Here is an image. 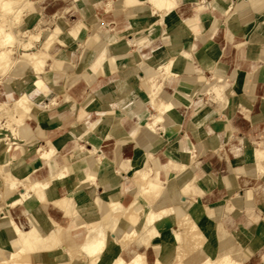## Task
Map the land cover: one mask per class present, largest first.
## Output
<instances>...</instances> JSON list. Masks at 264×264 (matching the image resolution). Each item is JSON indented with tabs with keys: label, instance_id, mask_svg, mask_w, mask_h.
Masks as SVG:
<instances>
[{
	"label": "crops",
	"instance_id": "1",
	"mask_svg": "<svg viewBox=\"0 0 264 264\" xmlns=\"http://www.w3.org/2000/svg\"><path fill=\"white\" fill-rule=\"evenodd\" d=\"M208 1L211 0L199 3L198 0H178L179 4L175 9L177 22L173 27L167 28L162 25L161 33L156 36L153 34L151 35L153 37H148L139 32L135 37V43L141 42L138 51L145 60L164 51H175L179 57L177 60L171 57L165 60V65L174 78L165 79L163 88L168 86L172 91L181 84V79L190 83L189 97L176 99L174 102V107L179 109L180 122L177 126L171 127L170 138L159 129L149 132L141 126L135 137H130L137 122L148 120V111L153 110V107L148 103H139L137 95L126 93L131 90L135 79H128L133 74L130 72L132 65L127 62L131 52L117 49L124 44L133 29L130 25L131 19L137 18V24L141 25L147 16L155 13L150 10L148 1L114 0L116 6L113 10L105 12L106 1L85 0L71 15L62 18L67 24L70 22L73 24L81 19L79 26L87 31L86 35L66 40L73 46H86L89 49L85 52L78 48L80 58L78 62L77 48L54 46L53 57L63 61L67 73L65 76L62 75L60 87L68 93L70 99L63 100L61 94L49 91L44 86L38 93L45 96L35 101L38 106H33L28 124L18 128L16 137L9 133L5 134L8 139L19 143V148L12 147L11 153L23 162L32 163L29 170L36 179L46 178L42 161L36 155L40 145L51 147L56 158L66 165L68 182L59 185L57 194L50 202L65 199L70 205L68 210L72 213L69 215L64 207L54 204L59 212L57 210L48 212L57 221L58 227H52L49 232L55 230L57 232V229L82 221L81 213L94 206L93 195L108 201L121 200L132 208L134 215H131L132 220L138 222L146 210L145 201L139 195V187L133 179V171L138 166L140 157H146L149 153L153 155L150 160L154 161L168 157L166 150L175 142L180 152L190 149L193 144L198 163L183 171L171 169L166 173L168 179H173L176 187L183 185L192 176H195L203 186L202 194L195 195L194 200L191 199L184 206V215L201 232L203 241L213 234L220 250L233 248L231 256L235 261L239 262L241 254L246 251L249 257L246 264H264V231L259 230L256 220L251 216L257 213V206L264 202V193L258 196L254 189L257 184L264 183V173L258 175L255 169L256 160L264 159V0L221 2L216 0L215 6H210ZM229 5L231 9L238 7L240 11L235 20L231 21V26L226 20L227 15L222 12V6ZM77 17L80 18L73 21ZM99 17L106 19L102 23L104 28L112 27L110 29L115 35V42L109 45L106 51L111 60L92 72L84 66L93 53L101 33L108 30L101 29L102 19ZM95 21L96 26L91 25ZM248 21H251L252 26L244 31ZM184 23L185 31L178 34L176 28L182 27ZM190 44L200 52L215 49L226 55L237 49L236 62L229 63L220 71L226 77L224 85L228 105L224 114L220 113V108L224 106V96L215 84L211 86L210 96L204 93L213 72L203 69L199 54L188 46ZM72 62L74 63L71 64ZM151 66L154 69L157 67L156 64ZM141 71L140 67L137 68L138 75ZM156 73L158 72L151 70L145 75V82L150 88H156L157 81L163 80L158 78L161 74ZM25 75L22 77L30 76ZM186 77L190 80L185 79ZM30 87L31 80L22 87L10 85L7 92L10 94L15 90L19 94ZM52 97L56 98L58 103L49 111V115L44 117L41 115L40 106ZM161 100L159 101L162 103L164 97ZM123 105L130 108L128 117L124 116ZM138 108L142 109L139 113L135 112ZM110 116L114 117L116 124L112 131L113 140L108 141L104 138L106 127L100 123L103 118ZM91 130L94 136L87 140ZM75 132L76 134H71ZM152 133L158 135L152 139ZM220 141L224 144L216 153L213 147L218 146ZM79 142L86 148H92L94 144L95 154L104 155L109 165L120 168V177L116 180H102L103 182H99L95 187L88 183L77 190L69 189V182L74 180L78 173L92 172L99 177L104 169L103 163L98 162L95 154L86 155L76 162L73 160ZM149 142L150 147L144 149L143 146ZM14 169V163L6 164L5 176L18 178ZM52 182L53 179L47 185H51ZM89 191H93L94 194L90 196ZM15 194L16 191L7 192L5 198ZM181 200L180 194L171 197L175 205L181 204ZM227 202L232 205V209L226 210L225 217L221 216L215 221L206 215L205 205L217 209ZM17 208L18 206H15L14 209ZM8 210L12 212L10 207ZM262 213L264 214V207ZM97 214L105 218L108 210L104 208ZM3 218H0V222ZM123 219L131 222L125 216ZM173 225L171 216L162 217L156 222L159 231ZM54 241L52 238L39 241L44 256L51 261L67 259L69 256ZM145 255L149 264H153L158 258L152 246L146 249ZM75 258L81 260L79 254H76Z\"/></svg>",
	"mask_w": 264,
	"mask_h": 264
},
{
	"label": "bare ground",
	"instance_id": "2",
	"mask_svg": "<svg viewBox=\"0 0 264 264\" xmlns=\"http://www.w3.org/2000/svg\"><path fill=\"white\" fill-rule=\"evenodd\" d=\"M11 1L14 0L2 1L1 5L5 12H10L14 9L15 6L11 5L10 3ZM147 1L150 4V10L155 13L147 16L144 20V23L141 25L137 24L138 23L137 18L131 19L130 25L132 26L133 29L131 33L128 35L129 37H127L124 44L120 45L117 49L118 51L128 50L131 52V55L127 59L128 60L127 62L131 63L132 72L134 73L137 72V68L139 67L142 69L139 75L136 73L138 77V82H143V87L141 88L142 92L137 91V89L139 88V84L138 82H136L133 83L131 90L127 91L126 93L128 95H137L140 99L139 103H148L154 107L153 110L148 111V120H145L144 122L136 123L135 128L130 133V137H135L137 130H139L138 128L141 126L143 129L146 128V130H148L149 132L151 131L153 132V130L159 129L161 130L160 132H163L167 138H170L169 128L173 126H177L180 122L178 116L179 109L174 107V102L176 99L181 100L184 97H189L191 93L190 92L191 87L189 85L190 83L181 79L182 81L181 84L177 88L172 89V91L168 89V86L166 87L164 86L165 87L164 89L169 90L168 92L170 93V95L166 96L165 94L164 95L166 97V98L164 97L165 101L161 103L158 100V97H161L160 93L162 90H164V89L161 90L162 82L158 80L157 81L158 84L156 88H150L147 86L145 82V75L148 72H151V70H153L155 72H159L162 75L163 80H165V78L167 77H169L170 79L174 78V75L168 70L167 66L165 65V60L167 59V57L174 58L175 60H177L179 57L176 54H173V56L172 55L166 56V58H164L165 60L162 61L163 55L162 54L157 55L158 57L156 58L154 57L157 61L156 64L157 67L154 69L149 63V61H146L144 58L140 56L138 51V47L140 45L138 43H135V37L137 32H142L144 33V35L148 37L153 34H156L157 33L155 31L156 28L162 24L167 28L173 27L177 22V17H176L177 14L175 12V9L179 4V2L178 0H147ZM27 2L30 3V1L28 0ZM199 2H206V0H198V3ZM219 2H221V0H219ZM104 3H105L104 4L105 12H109L113 10V8L116 6L114 0H107ZM207 3H209L210 6H215L216 0H211L208 1ZM64 8L60 10L59 13L60 18H63L65 16L64 12H66L68 9L67 8L65 11ZM144 12L145 11H143V13ZM222 12L227 15L226 20L229 21L230 23L231 21H234L235 16L238 13H240L238 7H234L233 9H231L230 5L225 7L222 6ZM15 15L16 16L14 17L16 19L18 13ZM64 23L65 22L60 23L58 21L55 27L52 28L54 37L61 36V34H64V31H65L64 37L65 36L69 37L72 35V33H74L75 31L74 28L76 26L73 25L71 28H66L65 25L67 24ZM249 26H250V22L248 21L243 30L244 31L249 30ZM185 27L186 24L184 23L182 27L176 28L177 33L182 34L185 31L184 30ZM2 30L3 28L0 25V34H2ZM111 30L112 29L109 28L108 30L101 33V36L99 37V41L94 46L95 50L93 49V53L91 54L84 68L88 67L89 69L92 70V72H94L97 68H99L102 65H105L106 63L109 62V60H111V58H109L106 53L107 47L115 42V37H114L115 35ZM45 35L46 37H44V40L47 39V37L50 35V32L47 31ZM192 36H193V32H192ZM10 41H12V36L10 34L1 35L0 38L1 46H3L4 44H8V42ZM190 47L194 49L192 44H190ZM234 50L235 49H233V51L230 54L226 55L215 49H211L206 52H200L194 49V51L199 54V61L203 69H208L213 72V77L209 78L208 85L204 89V93L207 96H210L211 86L215 84L216 88L224 96V100H225L223 103L224 106L223 108H220L221 109L220 113L221 112L224 113L226 111V106L228 105L227 93L225 91V85H224V80L226 77H224V75H222L220 71L229 63L234 62V55H233ZM8 52H9L8 48L3 49L0 52V61H2V64L6 62L5 58ZM26 55L28 59L27 62L35 69L34 71H36V73L39 75L35 76L33 79L30 77L32 79L31 87L19 93L18 96L14 99V106L16 108H19L23 113L26 114V117L24 119L15 118V122H18L22 126H26L28 124L29 119L31 118L33 106H35L37 104L36 102L38 101V100L36 101L37 94H39L38 90L43 88L44 86H46L49 89V91L52 90L57 94H61L63 100L70 99L68 93L64 92L60 87L61 73L59 71L51 72L47 70L39 72V68L36 63V60L38 59L37 54L28 53ZM5 65L7 64L5 63ZM10 67L11 64H8L7 67L5 66V68L7 69ZM188 74L191 73L188 72ZM23 78L25 79V77ZM23 78H21V80ZM130 78H132V76L128 77V79ZM185 79H187V77ZM44 96L45 95H40V100ZM57 103L58 101L56 100V98L52 97L47 101L43 102L42 103L43 107L40 109L49 111ZM136 106L139 107V104H137ZM122 107L125 108L124 116L128 117L129 116L128 110L130 108H128V106L126 105H123ZM141 110L142 109L138 108L137 110H135V112L139 113V111ZM115 124H116V120L114 119V117H111L109 121V125L107 126L108 133L105 136V139L108 141L113 140L112 131L115 127ZM93 130L89 131L88 138L92 136ZM157 135L155 133H152L151 134L152 139H154ZM149 144L150 142L143 147L146 148ZM223 144L224 143L220 141L218 146L213 147V151L216 153L219 152V150L222 149ZM13 145H15L14 147L15 149L19 148V143L9 142L7 147L4 149L3 153L0 155V160L5 162L9 158L15 159L16 162H15L14 172L16 174H22V177L12 178L10 181L0 184V186L4 184L8 192L10 191L17 192V194L9 196V198L6 199L4 205H0V218L1 217L6 218L5 222H0V264H46L43 261H38V262L32 261L30 257L35 256L38 257L39 259L45 258L46 256H44V254L40 249L39 241L49 240L51 238L55 240L54 242H56L58 246H61L63 252L69 257L63 260L50 261V263L47 264H149L145 255V251L140 250L139 247L142 244L148 242L149 240L154 241L157 239L159 241V245H157L159 246L158 249H161V251L163 250L164 253L162 255V258L155 259L153 264H164L166 260L171 261L169 264H241V263L246 264L247 260L249 259L248 253L244 251L239 258V262L235 261L231 256L232 254L231 252L234 249L230 248L226 250H220V248L217 247V243L213 237V234H211L210 237H207L206 240L204 241L202 234H200L199 238L201 239V242L197 243L196 241H194L193 243L187 244L186 248H188L187 249L188 251L184 252L183 250L184 244H182V240H181L182 232H183L182 223L184 224L186 222L185 224L187 226L189 225L187 224L188 222L191 225L189 229L191 230V228H194L196 230L195 226L184 215V206L191 199L194 200L195 198L192 197V195L187 191L191 187L195 188L197 186H200V188L203 190V186L199 180L193 179L194 176L189 178L180 187H176L172 178L170 179L167 178L165 183L159 189H152L157 193V196L152 201H148L145 196V193L147 192L148 189H151V187H148L144 184L149 174V167H147L146 160L144 161L143 166L138 167L134 171V173L137 176V179L133 178L136 185L139 187L138 193L140 196H142L146 204V210L142 214L141 219L138 222H134L131 217V215H133L132 208L130 206H127L121 200L114 199L108 201L106 199V201L109 202V206H110V209H108L109 213L106 219H95L94 221H90V222L82 220L79 223L72 224V228L74 230L79 232V229L80 230L85 229L86 232L84 233V238L81 241H79L78 247L73 251H71L70 249L62 245V240L58 235V231H59L58 229L57 232L56 230L49 232V230L53 227V221L51 220L50 216L46 211L48 205V203L46 202L48 201L49 204H51L55 208L58 207H56L54 204L64 207L66 213L71 215V212H69L68 210L70 205L66 203L65 199L54 201V203L50 202V199L57 194L59 185L68 182L66 165L56 158L55 153L51 147L40 145L36 150L37 153L36 155L42 161V165L46 171V178L42 180L36 179L34 174H31L29 170L31 169L29 167L30 165H32V163L30 164L23 162L20 159H18L17 156L12 155L11 150ZM174 146L175 149L178 150L176 147V142L174 143ZM77 150L79 152H86V154L80 156V158L78 159V160H82L84 157H86V155L95 154L96 146L93 144L92 148L89 147L86 148L84 144L81 142L80 144L77 145ZM95 155L98 162H100L101 164L103 163L102 166L104 169L100 172L101 175L97 177L92 172H87L86 174L78 173V175L75 176V179L69 182L68 185L69 189L72 190L80 189L86 183H92L94 186H97L99 182L101 183L106 179L116 180L120 177L121 170L119 167H116L115 165H114L115 167H112L111 165H109L107 163L108 160L104 155L100 153ZM182 155H183V160L180 165V169L186 170L188 168H192L193 164L198 163L196 160L195 146L193 144L190 149L182 151ZM176 162L173 163L172 161V166H173L172 168H176L175 167ZM166 167L168 168V166ZM166 167L159 160H157L156 163L152 165L151 171L156 170V172L161 174L164 172V169ZM257 172L258 174L264 173V166L260 165L258 167ZM97 178L99 179L98 181ZM51 179H53L52 184L47 185ZM157 179L159 181L164 180L160 178V176H158ZM185 189L187 191H185ZM254 189L258 196L263 194L264 183L257 184ZM176 194H180V196L182 197L181 204L179 205H175L171 201V197H173ZM99 199H100L99 196H96L93 199L94 201L93 207L96 206ZM18 205H22L23 208L20 209L17 208V210L14 209L15 206ZM5 206H8V208L10 207L12 212H9V210L5 209ZM223 212H224V206L219 207L217 209L207 206V210L205 211L206 215L215 221H217L221 216H223ZM123 216H125L131 222L124 220ZM165 216H171L174 220H176V222L174 221L173 227H169L163 231H159L156 228V222L157 220ZM258 228L261 232L264 231V217L258 223ZM44 233L47 234L44 237H42ZM164 236L168 237L169 239H174L176 241L172 245H170L165 240L166 238ZM163 237L165 239H163ZM152 241L150 242L149 246L153 247ZM192 252L196 253V255H191L190 253ZM76 254L80 255L81 260L75 258ZM213 255H217V257L211 258V256Z\"/></svg>",
	"mask_w": 264,
	"mask_h": 264
},
{
	"label": "rangeland",
	"instance_id": "3",
	"mask_svg": "<svg viewBox=\"0 0 264 264\" xmlns=\"http://www.w3.org/2000/svg\"><path fill=\"white\" fill-rule=\"evenodd\" d=\"M2 1L3 0H0V25L2 26L3 30H2V34H0V38H1V35H3V34H10L12 36V41L8 42V44H4L3 46L0 45V52L3 49H6V48L9 49V52L5 58L6 62H4V64H2V61H0V139H1L0 140V155L3 153L4 149L7 147L9 142H17V141L8 139L5 135L6 133H9L13 137L18 136V128L21 127L22 125L19 124L18 122H15V118L24 119L26 117L25 113H23L19 108H16L14 106V99L18 96L17 91L12 90L11 93L8 94L7 89H8V87H10V85H12L14 87L15 86H17V87L21 86L22 87L23 85L28 83L30 80H32L35 76L39 75L36 73V71L32 70L33 67L27 62L28 59H27L26 54H28V53H36L37 54L38 59L36 60V63L38 65L39 72H42L44 70L51 71V72L52 71H55V72L59 71L61 73L60 78L62 79V75L65 76L67 73L65 71V66L63 65V61L53 57L54 46L55 45L69 46L71 49L77 48L76 53L78 55V62L80 61L78 48H80L81 51H84V50H85V52L89 51V49L86 46H77V45L73 46V44L71 42L66 40L68 38L86 35L87 31L84 28H81L79 26V22L81 21V19H79L78 21H76L73 24H70L71 22L68 24L64 23V24H67V25H65L66 28H71L73 25L76 26L74 28V30H75L74 33H72V35L69 37H67V36L64 37L65 31H64V34H61V36L54 37L53 31H52V28L55 27V25L58 21L60 23L64 22L63 19L60 18V16H59L60 10L62 8L65 7L64 8L65 11L68 8L67 11L64 12L65 13L64 15L69 16L74 11H76L79 8V6H81V4L85 0H43V1H41V0H28V1H30V3H28L27 0H14V1L10 2L12 6H15L14 9L10 12H5L3 10L2 5H1ZM104 1H107V0H104ZM17 13H18V16L15 19L14 16H16L15 14H17ZM78 18H80V17L75 18L73 21H75ZM99 18L102 19V17H99ZM56 20H58V21H56ZM105 21H106L105 18L100 20L101 29L111 28V27H109V28L103 27L102 23H104ZM249 22H250V26H249V29H250L252 25H251V21H249ZM91 25L96 26V21L94 23H92ZM162 25H160L159 27L156 28L155 31L157 33L155 34V36L161 33L160 30H161ZM230 25H231V23H230ZM47 31L50 32V35L47 37V39L44 40V37H46L45 34L47 33ZM138 33L139 32H137L136 35ZM191 34H192V32H191ZM150 37H153V36H150ZM64 43H65V45H64ZM138 44L140 45L141 42H139ZM188 46H190V45H188ZM235 50H237V49H235ZM235 50L233 53L234 62H236L235 61V57H236L235 56V52H236ZM161 54L163 55V58H162V61H163V60H165L164 58H166V56H169V55L173 56V54H175V51H170V52L164 51V52L159 53L158 55H161ZM154 57L156 58L158 56L156 55ZM154 57L149 59V60H146V61H149V63L151 65L157 64V61ZM9 62H11V63H9ZM5 63L7 65H5ZM73 63L74 62H72L71 64H73ZM8 64H11V67L7 69V68H5V66L7 67ZM3 65H5V66H3ZM2 67L5 69V71ZM131 70L132 69H130V72L133 73L131 75L132 79L135 78L133 83H136V82H138V77L136 74L137 72L134 73ZM25 74H28L30 76L26 77L24 79L21 76H23ZM156 74H160V73L158 72ZM191 74H193V73H191ZM207 75H210V74H207ZM21 78H23V79L21 80ZM158 78L162 79V75H160ZM168 78L169 77H167L165 79H168ZM164 81L165 80H162L161 90L164 89L163 88ZM24 82H25V84H24ZM138 84H139V88L137 89V91L142 92L141 88L143 87V82H140V83L138 82ZM168 91L169 90H166V89L162 90L160 93L161 97H158V99L160 101H162L161 98L165 97L164 96L165 94H166V96L170 95V93ZM18 92H19V90H18ZM165 98H164V101H165ZM38 99H40L39 94H37L36 100H38ZM36 105L38 106V103ZM42 107H43V104H41L40 108H42ZM153 109H154V107H153ZM49 111L41 110L40 112H41L42 116H48ZM110 118H111V116L103 118L101 120V123H100L101 126L106 127L105 136L108 133L107 126L109 125ZM169 129H171V127ZM170 131H169V135H170ZM71 134H76V132L71 133ZM93 136L94 135L92 132V136L90 138H93ZM105 136H104V138H105ZM170 137H171V135H170ZM87 140H89V138H87ZM13 147H15V145H13ZM149 147H150V144L146 148L145 147H143V148L148 149ZM167 150H166L167 151L166 154L168 155V160H167V157H164L162 159H156V160L152 161L150 159L153 157V155L147 153L146 157L145 156L140 157V162H139L138 166L134 169V171H135L138 167L143 166L145 160L147 161V167H149V174H148L147 179L144 182V184L148 187H151V189H148L147 192L145 193V196H146L148 201H152L153 199L156 198L157 193L155 191H153L152 189H159L165 183V181L167 179L166 173L169 170L175 169L178 171H183L182 169H180V165H181L182 160H183L182 152L175 149L174 143ZM12 152H14V151H12ZM84 154H86V152H79L78 150H76V156L73 157V160L74 161L78 160L80 158V156H83ZM176 154H177V156H176ZM12 155L16 156L14 153H12ZM172 155H174V156H172ZM157 160H159L165 167L168 166V168L166 167L164 169V172L161 174L156 172V170L151 171L152 165L155 164ZM172 161H173V163L177 161L176 166H175L176 168H172L173 167ZM15 162H16V160L13 158H9L5 162L0 160L1 183L8 182L12 179L11 177L5 176V172H6L5 171V165L9 164V163L15 164ZM167 163H170V164H167ZM260 165L264 166V159H262V158L257 159L255 162L256 172H257L258 167ZM134 171H133V178L137 179V176L134 173ZM257 174H258V172H257ZM17 175L19 176L18 178L22 177V174H17ZM158 176H160V178H162L164 180L159 181L157 179ZM194 177H193V179H196V177L195 178ZM86 184H88V183H86ZM185 191H187V190L185 189ZM7 192L8 191L6 189V186L4 184H2L0 186V205L5 204L6 199H7V198H5V193H7ZM187 192H189L192 195V197H194L195 195L202 194L203 190L200 188V186H197L195 188L191 187L190 189H188ZM89 194L91 196L94 193H93V191H89ZM90 196L87 195V197H90ZM93 196H94L93 198H95L98 195H93ZM46 203H48L46 211H47L48 215L50 216L51 220L53 221V227H55V226L58 227L57 221L51 217L48 210L50 212H53L55 210H57L59 212V209L53 207L51 204H49L48 201ZM263 207H264V202L261 203L259 206H257V213L255 212L251 215L253 220H256L257 224L264 217V214L262 213ZM20 208H23V206L18 205V209H20ZM104 208H107V210L110 209L109 202L106 200H102L100 198L95 207L85 209L81 213L82 218H83L82 220L90 222V221H94L95 219H106L108 214L105 218H101L97 214L99 211L103 210ZM204 208L206 211L207 206L205 205ZM5 209L8 210V206H5ZM231 209H232V205L229 202H227L224 205L223 216L225 217L227 215L226 210L230 211ZM69 212L72 213V211H70V210H69ZM108 213H109V210H108ZM5 220H6V218L1 219L2 222H4ZM133 221H135V220H133ZM173 221L176 222V220H174V219H173ZM185 223L184 224L182 223V225L184 227L181 225L182 230H183L181 240H182V244H184V246H183L184 252L188 251L187 250L188 248H186L187 244L193 243L194 241H196L197 243L201 242V239L199 238V235L201 234V232L198 231V229L196 227H195L196 230L194 228H191V230H190L189 229L191 226L190 223L187 222V224H189L187 226ZM68 227L69 228L65 227V228L60 229L58 231V235L60 236V238L62 240V245L64 247L70 249L71 251H73L74 249H76L78 247L79 241H81L84 238V233L86 231H85V229H81V230L79 229V232H78L72 228V225L68 226ZM193 235L194 236L198 235V236L194 237ZM164 237H163V239H165L170 245H172L176 241L174 239H169L166 236H164ZM167 238H168V240H167ZM151 241L152 240H149L148 242L142 244L139 247V249L142 251H146V249L149 247V244ZM152 243H153V248H154L155 252H157V254H158V259H161L164 251L162 250L163 251L162 252L161 249H158L159 248V246H157V245H159L158 239L152 241ZM190 254L196 255V253H194V252H192ZM216 257H217V255L211 256V258H216ZM30 259L32 261H35V262L43 261L46 264L50 263V261H51L46 257L43 259H39L38 257L32 256V257H30ZM170 262H171L170 260H166L164 264H169Z\"/></svg>",
	"mask_w": 264,
	"mask_h": 264
}]
</instances>
